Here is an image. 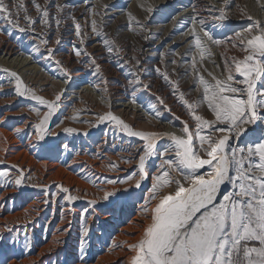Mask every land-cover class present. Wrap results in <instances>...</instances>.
<instances>
[{
	"label": "snow or ice",
	"instance_id": "obj_1",
	"mask_svg": "<svg viewBox=\"0 0 264 264\" xmlns=\"http://www.w3.org/2000/svg\"><path fill=\"white\" fill-rule=\"evenodd\" d=\"M31 2L38 18L29 13L24 0H11V3L0 0V34L12 37L13 33H19L38 39L37 50L43 46L47 57L63 72L66 83L71 81V69L57 59V48L54 47L62 43L61 27L66 21H72L73 35L79 41V44L72 43L76 62H90L95 74H100L101 66L87 51V41L91 38L89 31L104 37L102 42L107 53L116 51L119 54L123 51L102 31L106 27L103 21L105 12L96 5H91L90 13L84 17L82 24L73 12L65 11L69 6L59 0H44L43 4L38 0ZM221 3L219 8L209 5L205 9L213 22L229 19L231 0H221ZM101 7L107 9L108 6ZM261 7L264 8V4ZM144 10L148 13L154 11L151 6ZM128 15L138 28L148 31L145 24L131 13ZM245 15L252 21L251 25L235 32L227 41L239 55L222 54V63L213 60V67L220 70L219 75L205 67L204 62L206 55H213L209 44L223 45L224 41L215 39L207 30L206 18L196 11L195 6L187 26L180 33L189 38L188 52L181 56L179 51L171 49L173 58L169 64L172 67L163 70L155 68L192 121L191 124L188 120L182 121L180 134L137 130L111 110L97 114L94 126L112 123L119 133L144 141L136 149L138 172L134 171L120 180L106 179L105 183L127 184L135 180V188L139 189L148 178V161L153 157L160 160L151 184L150 200H144L145 205H150L144 208V213L151 222L145 225L141 238L128 245L129 251L134 253L129 264H264V20L254 19L246 13H242V18ZM171 19L175 20V17ZM143 39L148 40L149 36L144 35ZM132 51H136L135 47ZM82 55L87 56L88 61H81L79 58ZM161 55L163 57L164 53ZM175 57H180V60ZM128 63L136 69L134 73L130 69V74L135 76L131 81L133 89L150 92L152 85L146 83L142 76L143 61L134 55ZM178 67L184 68L183 76L192 80V91L200 94L197 99L186 98L179 80L173 79L179 76ZM2 71L10 72L8 69ZM10 76L15 78L14 95L35 101L46 109L42 112L40 107H30L37 117V121L29 126L38 136L37 145L48 136L59 135L52 131L49 124L61 107L63 91L56 93L53 99H47L28 87L18 73L10 72ZM157 100L166 111L172 112L162 97L157 96ZM132 103H136L135 98ZM205 111L208 115L204 114ZM153 115L160 118L161 112L155 111ZM0 119H3L2 113ZM176 119L181 118L176 116ZM13 131L21 136L20 128H13ZM63 131L65 134L88 135L71 127ZM242 137L248 139L246 144H241ZM22 138L30 140L31 136L26 134ZM165 138L169 143L158 148L159 141ZM62 147L68 150L67 144ZM132 159L129 157L126 162L131 163ZM17 171L14 185L21 186L27 177L23 169ZM7 175L8 172L0 171V177ZM137 175L139 179H136ZM6 186H13L12 181H8ZM57 188L63 193L61 199L69 204L81 199L72 195L67 187L57 185ZM115 195V190H105L101 199L108 201ZM151 201H155L154 205ZM88 203L94 208L97 201ZM88 218H91L89 209L85 208L81 213L83 228L79 247V259L83 264H87L85 238L90 232ZM70 227L71 222L68 227L56 231L63 235ZM8 230L14 231L12 228ZM11 239L13 243L16 241V237ZM55 242L61 243L60 240ZM26 247L30 249V241ZM10 259H5L3 264H9Z\"/></svg>",
	"mask_w": 264,
	"mask_h": 264
},
{
	"label": "bare ground",
	"instance_id": "obj_2",
	"mask_svg": "<svg viewBox=\"0 0 264 264\" xmlns=\"http://www.w3.org/2000/svg\"><path fill=\"white\" fill-rule=\"evenodd\" d=\"M42 1L44 0H38L41 4ZM121 1L120 4L118 3V7L109 8V3L105 0H83V2L82 0H59L60 3L69 6L65 11L73 12L77 20L82 24L84 23V17L90 13L91 5H96L99 10L105 12L103 21L106 27H104L102 31L107 33V39L110 42L114 41L116 47L118 49H123V51L119 52V54H117L116 51L112 54L107 53L102 42L104 37L96 36L89 31L91 38L87 41V51L95 57L96 62L101 66L100 74L94 73L90 62H76V58L72 54L74 51L72 43L75 42L79 44V41L78 38L73 35V24L71 20L66 21L61 27L63 35L61 45L54 46L57 48V59L62 60L64 66L71 69V81L67 83L65 82L63 72L47 57L43 46L37 50L36 45L39 44L38 39H32L29 36L19 33H13L12 37L0 34L1 69H8L10 72L18 73L23 82L26 81L24 80L26 78L29 87H32L39 95H43L44 97L51 95L55 85L59 87V92L63 91L59 113L55 114L52 120L53 122L54 120L57 121L61 119L63 123L52 131L54 133L63 134L65 128L71 127L77 129L78 133H88L87 136L77 134L76 136H72L69 142L67 141L68 144H71L74 139L78 140V143H80L81 140L82 145L85 147L84 150L79 149L73 153V158L67 168L63 169L60 166L61 163L66 162L68 154H70L69 152H72V150L68 148L67 153H62V155L59 156L61 149L64 148L62 145L59 146L58 140L50 141V143L48 142V145L54 148L53 152L54 155H56L54 158H57L53 161L54 163H36L34 161V156L30 157L29 151L26 148H33L34 145L35 147L38 146V136H33V130L29 127L33 122L37 121V117L30 112V104L24 102L25 100L22 97L14 95L15 85L14 82H12L14 79L10 76V72L2 71L0 72V112L6 107L14 110L15 112H12V116L18 119L25 118V124L21 127H25L26 129L30 128L31 134V139L28 140L24 147L25 149L13 157V161L18 162L21 160V165L28 164L29 169L36 168L41 173L40 179H43L44 174H48L46 171L47 167L56 168V166H59L55 172H50L52 177L49 178L48 182L56 180L55 182L57 184L59 183L58 185L64 183L63 187L69 189L72 188L71 186H75L76 188L73 192L75 195L82 197L84 194L83 199L86 200L82 203L96 200L97 203L95 206H97V204L102 206V204L104 205L105 203V201L103 203L101 199L104 191H100L98 186L105 187L107 191H113L117 188L113 185H103L100 183L96 185L95 182H98L100 179H105L106 177L119 176L118 178H121L129 174L130 170L134 166H137V160L135 159L137 156L136 149L140 148L144 143V141L137 137L120 135L112 123H103L100 124L99 127L94 126L97 122V114H103L111 110L115 115L123 118L137 130H141L142 123L145 121L146 125H152L156 131L164 129L166 132H176L180 134V128L175 126L182 125L181 119H176L177 111L171 108L170 105L168 106L172 109V112L166 111L157 100V96L162 97L166 104L169 97L170 101L175 104L177 100L171 97L168 84L155 71L156 67H163V63L160 64L161 62L158 60V57L161 53H164L165 56L168 55L172 57L170 55V50L184 44L185 45L177 51L180 52L181 56H184L185 53L188 52L190 47L188 44L189 38L180 35L187 25L181 22L188 21L193 15V6L196 7V11H198L201 16L206 18V24L212 21V19L205 9L209 5H215L216 8L222 6L221 0H189V4L185 3L187 4L186 7L183 5L184 10L178 7L176 11H180V13L174 16L175 20L171 19L173 16L167 18V20H170V23L165 26L164 31L152 29L150 26L148 27L146 25L148 20L143 18L137 19L136 17L137 20L145 24L148 28L147 32H143L138 28L136 23L130 21L128 14H133L131 10L132 6H140L144 9L151 6L156 10L162 9L166 2H161L160 0H131L133 3L130 5L127 4L128 2L125 3L123 0ZM7 2L11 3V0H7ZM24 3L29 13L34 18H38V13L31 0H24ZM259 4V13L264 14V11L260 10L262 9L261 4H264V2ZM102 5H107V9H103L101 7ZM94 18L100 19V17ZM234 18L229 17L227 20V23L232 25L229 27L230 29H233V26L241 23L238 19ZM124 28L132 32L136 39L133 40L129 37L118 41L120 29ZM138 32L140 34H137ZM125 34L127 35L128 33ZM144 35L149 36V39L144 40ZM133 47L136 49L135 52L132 51ZM212 53H214V57L221 54L220 50L217 52L215 49ZM134 55L143 61L142 67L144 72L142 76L146 83L152 85L150 92L143 89H133L131 81L135 79V76L130 74V69L131 73H134L136 69L131 67L128 61L131 60ZM175 58L177 59L178 57ZM79 59L81 61H88V57L83 55ZM44 74H46V79L41 80ZM133 98L136 100L135 104L132 103ZM155 111L161 112L160 118H156L153 115ZM78 114L80 115L79 119H72V117ZM4 122L5 120L3 118L0 122V159L6 158L10 149V144H17L15 147L20 146L19 141L14 137L13 133L10 134L1 128ZM7 136L12 137V139H10L11 141L7 139ZM73 137L74 139H72ZM105 141H107V143H105ZM78 145L81 148V145ZM128 149H131V151H128ZM93 151H96V153H93ZM129 157L133 158L131 163L126 162V159ZM112 163H118L126 168V170H119L118 173L113 174L112 172L116 171V167L113 168L111 166ZM82 164L84 167L80 166ZM76 167L80 168L79 174H84L89 178L86 182L84 179H79L78 176L80 175L73 173ZM123 186L124 187L119 188L128 189L125 185ZM57 191L61 193L59 189ZM121 197L122 195H118L117 200ZM68 205L71 206V204L64 200V206ZM92 208L93 206L88 203L87 209L91 210ZM66 210H71V208L66 207L65 211ZM64 223L65 221L63 220L60 224L63 226ZM130 227L131 226H129V228ZM117 239L119 238L116 237L115 242ZM124 250L125 248L120 251H114L116 256L113 259L126 255L127 253H125ZM102 260H107V256L101 257L100 261ZM127 261L129 262V260Z\"/></svg>",
	"mask_w": 264,
	"mask_h": 264
},
{
	"label": "rangeland",
	"instance_id": "obj_3",
	"mask_svg": "<svg viewBox=\"0 0 264 264\" xmlns=\"http://www.w3.org/2000/svg\"><path fill=\"white\" fill-rule=\"evenodd\" d=\"M105 1L109 3V8L118 7V5L122 2L121 0ZM123 1L125 3L128 2L127 4L130 5L133 3V0ZM160 1H165V6L162 9H156L149 14L144 10L143 7L132 6L131 10L133 13L132 15H134L133 17H137V19H146L148 20V22L146 23L148 27L150 26L152 29L164 31L165 26L170 23V20H167V18H169L170 16L174 17L175 15L180 13V11H176L178 7H181V9H183V5H185V7L187 6V4L185 3H190L189 0ZM262 2H264V0H231V7L228 15L232 18L235 17L234 19H238L241 22L233 26V29L229 28L232 25L227 23V20L223 22L210 21L205 25L207 30L212 33L215 39L224 41L223 45L209 44L211 52L215 49L217 50V52L218 50H220L221 54L217 57H214V53L210 57L206 55L204 62L205 67L209 68L215 74L219 75L220 70L213 67L212 60H214L216 63H222V54L228 56L239 55L237 51L232 50L231 45L227 43V41L234 36L235 32L241 31L245 27L251 25L252 21L248 20L246 15L242 18V13L250 14L254 19L264 20V14H260L258 10L260 5L259 3ZM43 3L44 1H42V4ZM260 10L264 11V8ZM184 23L185 25H187V21H185ZM125 33L128 34L126 35ZM119 35L120 37L118 41L129 37L133 40L136 39L134 38V34H132V32H130L127 28L120 29ZM184 45H180L175 49L178 50ZM161 56L162 55L158 57V60H160L161 62L160 64L163 63V67L161 69H170L172 65L169 64V61L173 57H169L168 55H164L163 57ZM177 60L179 61L180 57H178ZM211 65L213 68L211 67ZM0 72H2L1 68ZM183 72L184 68L178 67L177 73H179V76H174L173 79L179 80L180 88L185 92L186 98L195 100L199 97L200 94L198 92L192 91L193 82L191 79L184 77ZM13 79L14 80H12V82H14L15 85V78ZM42 79H46V74L41 77V80ZM24 80H26L24 81V83L29 87L27 79L25 78ZM168 89L171 91L169 85ZM58 92L59 87L55 85L52 89L51 95L48 97L46 96L45 98L52 99ZM36 93L38 94V92ZM171 97L175 100L177 99V105L170 101V97L167 100V105H170L171 108L177 111V116L181 118V122L183 120H188L191 124L192 121L188 116L187 110L181 105L178 98L172 95V93ZM23 99L25 100L24 102L30 104V107H40L42 112L46 110L43 108V106L37 105L35 101H31L30 99L26 98ZM12 112L15 111L11 110V108L9 107H6L0 112L3 114V118L5 120L4 124L6 125L5 126L3 124L1 128L9 132L10 134L13 133L14 137L20 143H18L20 145H18L19 147H15L17 146V144H10V149L8 154L6 155V158L0 159V161L3 162L0 163V171L8 172V175L6 177H0V235L3 236V239L0 240V264H3V261L5 259H8L9 257L11 258L9 260V264H83V262L79 259V247L81 241V232L83 228L81 213L83 209L88 208V203H82L86 200L83 199L84 194L82 195V197L80 196V200L76 201L74 204H71V206H64V200L61 199L63 193H59L57 191V185L59 183L57 184L55 182L56 180H51V182H48L49 178L52 177L51 173L55 172L59 166H56V168L47 167L46 171L48 174H44L43 179H40L41 173L36 168L29 169L28 164L21 165V160H19L18 162L13 161V157L18 155V153H21L23 149H25L24 147L28 142V139H24L22 137L26 134L31 136V134L30 128H22L25 124V118L18 119L12 116ZM58 113L59 110L56 114ZM204 114L208 115L206 111ZM75 117L76 119H79L80 115L78 114ZM53 119L54 118L52 117V120ZM52 120L49 124V127L52 130L56 128L57 124H59L60 126L63 123H61V119L57 121L54 120L53 122ZM1 121L2 119H0V122ZM145 125V121H143L141 130L156 131L154 130L152 125ZM175 126L179 128L181 127L180 125ZM16 127L21 129V136H18L16 132L13 131V128ZM159 131L166 132V130L164 129H159L158 132ZM64 134L65 133L48 136L46 137L45 141L40 142L37 147H33L30 149L26 148L29 151V156H34V161L36 163H54L53 161L57 158H54L56 156L53 152L54 148L49 146L48 142L50 143V141L58 140L59 146L67 144L68 148L72 150V152H69L70 154H68L66 162L61 163L60 166L63 169L67 168L71 159L73 158V153L79 149L84 150L85 147L84 145H82L81 140L80 143H78V140H75L74 137L72 138L74 139L73 142L71 144H68V142L70 141L69 139L72 136H76L77 134ZM32 135L37 136L36 134H34V132L32 133ZM120 135L127 136L126 134L122 133H120ZM7 139L10 140L12 139V137L7 136ZM247 142V138H241L242 145L246 144ZM168 143L169 141L166 138L162 139L158 143V148H163ZM78 144L81 145V148ZM67 152L68 150L65 151L64 149H61L59 156L62 155V153L64 154ZM93 153H96V151H93ZM159 163L160 160L155 157L148 161L146 166L148 171V178L142 182L139 189L135 188V180L130 181V185L129 183H117L113 185L117 187L114 189L116 191V195L114 197H111L108 201H105V203L103 201L104 205L102 204V206H100L97 204V206L89 210L91 218L87 219V225L90 229V232L89 236L85 238L87 264H129L127 260L130 261V258L132 255H134V253L129 251L128 245L136 243L141 238L145 225L151 222L144 213V208L149 207L150 205H145L144 200H150L149 193L151 184L153 183V177L156 174L157 165ZM80 166L84 167L83 164ZM111 166L113 168L116 167V171L112 172L113 174L118 173L119 170H126V168L118 163H112ZM18 169H23L24 176L27 177V179L22 182L21 186L14 185V180L17 177ZM79 169V167H76V170L73 173L80 175L78 176L79 179H84V181L86 182L89 178L84 174H79ZM134 171L138 172L137 166H134L130 170L129 174L133 173ZM129 174L122 177L120 176L121 178H118L119 176L106 177L105 179H100L95 183L96 185L98 183L103 185H110L105 183L106 179L120 180L124 177H127ZM136 178L139 179V176L137 175ZM8 181H12L13 186L7 187L6 184ZM61 185L64 186V183ZM123 185L128 188L127 192L124 191V188H119L124 187ZM71 187V194L75 195L73 192L75 191L76 187ZM98 187L100 191H105L106 189L105 187ZM118 195H122V197L117 200ZM45 201H49V203L45 204ZM154 203L155 201H151V205H154ZM66 207H70L71 210L65 211ZM63 220L65 221V223L62 226L60 223ZM69 222H71V227L67 233L61 235L59 231H56V229H63L68 227ZM129 226L131 227L129 228ZM9 228L14 229V231L9 232ZM12 237H16V241L14 243L12 242ZM116 237L119 239H117V241L115 242ZM56 240H60L61 243H56ZM29 241L31 243L30 249L26 247V244ZM123 248H125L124 251L127 254L123 257L120 256L117 259H113L116 256L114 254V251H120ZM105 256H107V260L100 261V258Z\"/></svg>",
	"mask_w": 264,
	"mask_h": 264
}]
</instances>
